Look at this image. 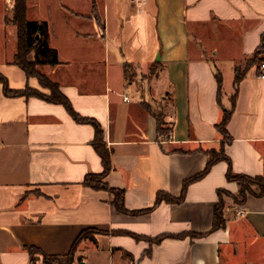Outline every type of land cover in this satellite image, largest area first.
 Masks as SVG:
<instances>
[{"label":"crops","instance_id":"crops-1","mask_svg":"<svg viewBox=\"0 0 264 264\" xmlns=\"http://www.w3.org/2000/svg\"><path fill=\"white\" fill-rule=\"evenodd\" d=\"M7 6L0 0V74L11 90L29 87L48 95L12 65L16 29ZM27 20L47 25L48 46L57 54L59 65L43 66L40 73L59 85L77 114L101 126L111 153L107 184L124 192L128 212L149 213L118 214L111 194L82 186L86 176L103 171L91 126L75 123L62 106L6 98L0 86V264H30L27 248L66 257L87 230L100 234L78 246L72 264H264V195L249 196L241 206L225 200L224 228L211 232L218 192H239L226 180L227 162L190 185L182 204L154 208L158 193L179 199L183 183L205 170L204 153L221 148L215 127L231 109L240 62L264 41V0H27ZM208 40L223 52L230 44L241 49L228 104L224 72L211 65L203 48ZM153 63L161 67L150 83L127 84L125 64L145 75ZM259 64L239 84L227 127L231 140L224 143L233 173L250 178H264ZM215 70L223 78L220 105ZM158 76L166 88L152 85ZM132 89L138 102L126 95ZM159 101L172 131L167 141L157 140L156 121L141 107ZM118 233L151 240L206 236L151 246Z\"/></svg>","mask_w":264,"mask_h":264},{"label":"trees","instance_id":"trees-1","mask_svg":"<svg viewBox=\"0 0 264 264\" xmlns=\"http://www.w3.org/2000/svg\"><path fill=\"white\" fill-rule=\"evenodd\" d=\"M97 24L100 26V20L97 15V9L95 3H93V15ZM16 29V54L12 65L20 68L27 79H36L39 86L49 92L48 95H44L37 90L26 87L24 90L15 91L9 88L8 80L0 74V86L2 87L3 94L6 98L17 99L24 98L38 99L51 105L62 106L67 114L73 119V121L79 125L91 126L94 130V139L91 143L92 148L101 160L103 171L101 174H92L85 177L82 186L97 192H107L113 196L112 205L118 214L128 215L133 217L142 216L149 213V211L130 213L125 209L124 206V192L120 190H114L109 187L106 179L111 172V153L107 149L104 143V134L99 123L93 119L82 118L77 114L70 101L60 92V87L58 84L52 82L45 75L41 74L39 68L43 66H57L59 65L57 60V54L55 51L51 50L48 46V27L45 23H30L27 20V0H14V7L12 12V19L10 21ZM264 54V41H262L256 52L248 59L243 61V66L239 72V76L235 78L234 81V92L231 97V109L223 112V118L221 122L215 127L217 133L222 138L223 143L221 148L216 150H211L205 152L204 154L208 157V162L205 170L199 175L186 180L182 185V194L179 199H175L166 193H158L155 199L154 208L162 204L167 205H180L184 202L185 193L188 187L196 182L201 181L207 176L211 168L220 162H227L229 169L226 175V180L229 183L237 184L239 192L237 195L232 196L227 193L218 192L219 204L215 208L214 212V224L211 232H215L224 228L225 220L223 214L224 201L230 199L235 205H244L249 196L260 197L264 195V178L256 177L250 178L242 175H237L233 173L231 163L226 158L224 153V143L230 142L231 138L227 131V127L231 120L233 110L236 104V99L238 95V87L240 82L244 79L247 72L255 68L259 63L262 62V56ZM34 55V60H30V57ZM161 67V63H153L150 69L149 78H152L158 68ZM134 67L130 64H125L123 67L124 78L127 84L132 80V72ZM145 80V79H144ZM215 80L218 87V103H221L222 97V87L223 78L218 70H215ZM147 81V79H146ZM142 109L150 115L155 121L157 126V140L167 141L169 140L172 131L166 128L165 116L162 109V104H141ZM40 196L39 193H35ZM28 195H25L26 198ZM97 231L87 230L83 232L78 240L73 245V248L69 255L66 257H49L42 253L36 248H27V252L30 257V264H38L39 260L42 259L44 264H72L73 257L76 253L78 246L85 240H93V234ZM121 236H129L135 241H145L152 245H159L166 239H177L183 240L185 238L200 239L206 235H180L177 237L172 236H161L157 239L151 240L144 237H138L126 233H118ZM150 251L145 255L149 256Z\"/></svg>","mask_w":264,"mask_h":264},{"label":"rangeland","instance_id":"rangeland-1","mask_svg":"<svg viewBox=\"0 0 264 264\" xmlns=\"http://www.w3.org/2000/svg\"><path fill=\"white\" fill-rule=\"evenodd\" d=\"M9 8L10 7L7 6L8 10H9ZM61 48L66 53L67 48H69V47L67 45L63 44V45H61ZM203 48H205L208 51V57L211 60V65L213 67H217L221 72H224V75H225L224 103L228 104V99L227 98H228V95L231 93L232 81H233V78H234L233 76H234V74H235V76L237 75V69H238L239 65L243 63V61H241L240 64H238V63L236 64L235 63L240 58L239 57L240 53H241L240 46L238 44H230V45H228L227 50H226V47H225L226 51L223 52V47L222 46L218 47V46L214 45V43L211 40H208L205 43ZM216 51H218V56L214 57L213 54ZM233 66H235V68H236V72L235 73L232 70ZM158 71H159V68L157 69L156 74L150 79H148L149 75H150V70L145 75H139L138 71H133L132 72V74H133L132 75V80L130 81L129 84L130 85H134L137 88H141L144 82L150 83L155 78V76L157 75ZM146 79H147V81H146ZM153 83L154 84H152V85H154L155 88H160V89L166 88L165 87L166 86L165 81L163 80V78H160L159 76H158V78L155 79V81ZM152 85H151V87H152ZM126 95L129 98H131L133 100V102H138L139 101V96L136 94L134 89L130 90V92H128ZM160 102L161 101H159L158 103H160ZM97 235H98L97 233L93 234V236H92L93 240H95ZM41 263H43L42 259L39 260L38 264H41Z\"/></svg>","mask_w":264,"mask_h":264},{"label":"built area","instance_id":"built-area-1","mask_svg":"<svg viewBox=\"0 0 264 264\" xmlns=\"http://www.w3.org/2000/svg\"><path fill=\"white\" fill-rule=\"evenodd\" d=\"M6 1V4L10 7V8H13L14 6V0H5ZM133 2L135 4H139V0H133ZM258 69L261 73V79L264 80V62H262L261 64H259L258 66ZM239 216H243L242 213H239ZM41 264H44V263H41Z\"/></svg>","mask_w":264,"mask_h":264}]
</instances>
